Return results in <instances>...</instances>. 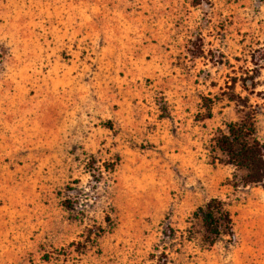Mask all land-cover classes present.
I'll return each mask as SVG.
<instances>
[{
  "label": "rangeland",
  "instance_id": "obj_1",
  "mask_svg": "<svg viewBox=\"0 0 264 264\" xmlns=\"http://www.w3.org/2000/svg\"><path fill=\"white\" fill-rule=\"evenodd\" d=\"M241 111L263 126L264 0H0V158L36 211L0 264H264V188L213 149ZM213 198L234 235L210 246Z\"/></svg>",
  "mask_w": 264,
  "mask_h": 264
},
{
  "label": "trees",
  "instance_id": "obj_2",
  "mask_svg": "<svg viewBox=\"0 0 264 264\" xmlns=\"http://www.w3.org/2000/svg\"><path fill=\"white\" fill-rule=\"evenodd\" d=\"M254 78L244 81V88L255 86ZM211 101L206 103L202 119L212 118ZM238 121L225 123L213 139V149L224 157V162L233 165L243 187L264 188V143L257 137L256 116L253 111L244 112ZM194 217L199 222L205 240L213 246L223 235L233 236V220L225 203L218 198L209 200L198 208Z\"/></svg>",
  "mask_w": 264,
  "mask_h": 264
},
{
  "label": "crops",
  "instance_id": "obj_3",
  "mask_svg": "<svg viewBox=\"0 0 264 264\" xmlns=\"http://www.w3.org/2000/svg\"><path fill=\"white\" fill-rule=\"evenodd\" d=\"M172 54L173 51H168L167 60L159 63L157 70H170V75H165L166 79L169 82L176 81L177 83V93H173L175 95L172 97L173 101L178 103L175 107V123L173 125L181 130L184 127L182 118H185L187 111L186 103L194 97L187 92L189 83L183 72L186 70V61L174 57ZM174 71H177L176 74ZM157 77L159 78V74ZM262 125L261 128H257V137L264 143V121H262ZM3 163L6 164L5 160L0 158V262L6 261L15 247L18 251L20 247H25L27 228L32 224L31 222L35 221L36 214V211L27 210L25 207L26 191L23 168L19 164L14 165L13 168L9 164L4 167Z\"/></svg>",
  "mask_w": 264,
  "mask_h": 264
}]
</instances>
